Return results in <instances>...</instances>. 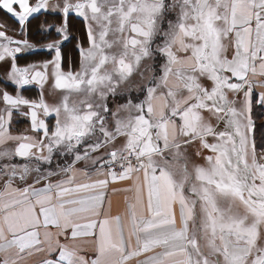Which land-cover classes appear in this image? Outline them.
Segmentation results:
<instances>
[{
	"label": "snow or ice",
	"instance_id": "1",
	"mask_svg": "<svg viewBox=\"0 0 264 264\" xmlns=\"http://www.w3.org/2000/svg\"><path fill=\"white\" fill-rule=\"evenodd\" d=\"M0 13L19 28L0 21L18 89L0 92V264H264V0H0ZM53 14L35 35L56 38L30 40ZM38 47L51 59L20 66Z\"/></svg>",
	"mask_w": 264,
	"mask_h": 264
},
{
	"label": "trees",
	"instance_id": "2",
	"mask_svg": "<svg viewBox=\"0 0 264 264\" xmlns=\"http://www.w3.org/2000/svg\"><path fill=\"white\" fill-rule=\"evenodd\" d=\"M49 17H55V18H60L59 16L57 15H48V16H40L39 17V21L40 20H47V18ZM39 21H33L32 22V33L33 35L30 36V40L32 41H35V40H41V42H48V40L50 39H53V38H56L55 37V34L54 36L51 34V36L47 37V39H42L41 37L35 35V32H36V29H37V24L39 23ZM74 27L72 28V32L73 34L77 37V38H81L82 37V23L80 21L79 18H76L74 21ZM81 34V35H80ZM77 41H70L69 43H66L63 47V53L66 57V62L70 59V62H68L70 65L72 64L73 61H76L77 58H79V53H76V49H75V44H76ZM48 52H41V55L40 56H36L34 57L37 61L41 60V59H47V58H51L50 56L47 55ZM30 58V57H28ZM27 58V59H28ZM27 59H22V60H19V64L20 65H25L23 62H26L28 61ZM22 62V63H21ZM76 67L78 66V64L76 63L75 65ZM22 94H24L25 97H28L30 96L31 99H36L38 98V95H39V92L36 91L35 89H30V90H26L24 89ZM18 117V116H17ZM15 116L14 118V123H16V127L18 130L22 129V127L24 126V124H26L27 122L26 121H21L19 122V120L17 121V118Z\"/></svg>",
	"mask_w": 264,
	"mask_h": 264
},
{
	"label": "rangeland",
	"instance_id": "3",
	"mask_svg": "<svg viewBox=\"0 0 264 264\" xmlns=\"http://www.w3.org/2000/svg\"><path fill=\"white\" fill-rule=\"evenodd\" d=\"M56 2H57V0H49V3H50V4H54V3H56ZM53 15H55V14H53ZM0 21L6 22L11 28L16 29V33H18V31H19L18 25H17L16 22H15L14 20H12L10 17L5 16L3 13H0ZM44 21H45V19H44V20H40L39 23H43ZM60 21H61V18H55V17H49V18H47V22H48V23H56V24H59ZM39 23H38L37 26H36L37 28H38ZM9 34H13L15 39H21V38H22V37L19 36L18 34H14V33H12V32H10ZM54 34H55V33H54V31H53V32H52V35L54 36ZM80 35H81V34H80ZM68 43H69V42H68ZM76 44H77V42H76ZM76 44H75V49H76ZM76 53H78L77 50H76ZM47 59H51V58H47ZM78 59H79V58H77V60H76L77 64H78ZM27 60H28V61L23 62L25 65H26L27 63H29V62L37 61L34 57H30V58H28ZM68 62H70V59L67 61V63H68ZM18 63H19V62H18ZM21 63H22V62H21ZM19 65H20V64H19ZM20 66H24V65H20ZM77 67H78V66H77ZM7 70H8V66H7V65L0 64V92H2L3 90H7L10 94L15 95V93H16V91H17L18 89H17V86H15L11 81H9V80L7 79ZM31 87H33V86H31ZM19 90L21 91V94H22L24 88H23V89H19ZM22 95H23V94H22ZM3 106H4V105H3V102L0 101V108H3ZM22 110H23V109H21V111H22ZM15 116L17 117L18 115H15V114H14V118H15ZM17 118H18L19 122L23 121V117H22V116H18ZM13 124H15L14 121H13ZM13 128H15V127L13 126Z\"/></svg>",
	"mask_w": 264,
	"mask_h": 264
},
{
	"label": "crops",
	"instance_id": "4",
	"mask_svg": "<svg viewBox=\"0 0 264 264\" xmlns=\"http://www.w3.org/2000/svg\"><path fill=\"white\" fill-rule=\"evenodd\" d=\"M31 86H33L34 88L39 89V87L36 86V85L25 86V89H26V90L34 89V88H32ZM49 86H50V84H46V85H45V97H46V99H49V102H51L50 98L48 97V88H49ZM23 95H24V94H23ZM26 98H30V99H31L30 96H28V97H26ZM22 109H23L22 111L27 110V109H25V108H22ZM22 117H23V116H22ZM17 121H18V119H17ZM23 121H26L27 123L24 124V126H23L22 129H20V130L17 129V127H16V123L13 124V126L15 127V128L12 129L13 134H20V133H23V132H25V131L29 128V126H30V121H29V119L23 117ZM124 195H125L124 193H116V194H112V195H111V200H112V202H113V211H114V213H115L116 210H118V209H122V208H123V206H124Z\"/></svg>",
	"mask_w": 264,
	"mask_h": 264
},
{
	"label": "flooded vegetation",
	"instance_id": "5",
	"mask_svg": "<svg viewBox=\"0 0 264 264\" xmlns=\"http://www.w3.org/2000/svg\"><path fill=\"white\" fill-rule=\"evenodd\" d=\"M39 48V47H38ZM48 51H50V50H45V51H39V52H48ZM32 88H34V87H32ZM24 89H25V87H24ZM36 91H38V92H40V90L39 89H37V88H34Z\"/></svg>",
	"mask_w": 264,
	"mask_h": 264
},
{
	"label": "water",
	"instance_id": "6",
	"mask_svg": "<svg viewBox=\"0 0 264 264\" xmlns=\"http://www.w3.org/2000/svg\"><path fill=\"white\" fill-rule=\"evenodd\" d=\"M45 50H47V49H39V48H37V51H45Z\"/></svg>",
	"mask_w": 264,
	"mask_h": 264
}]
</instances>
